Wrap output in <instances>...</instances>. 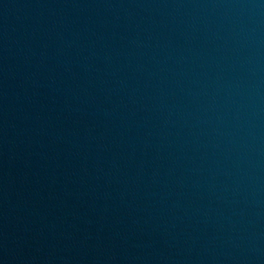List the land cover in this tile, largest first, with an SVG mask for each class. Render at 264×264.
I'll return each mask as SVG.
<instances>
[{
  "label": "water",
  "instance_id": "1",
  "mask_svg": "<svg viewBox=\"0 0 264 264\" xmlns=\"http://www.w3.org/2000/svg\"><path fill=\"white\" fill-rule=\"evenodd\" d=\"M0 264H264V0H0Z\"/></svg>",
  "mask_w": 264,
  "mask_h": 264
}]
</instances>
